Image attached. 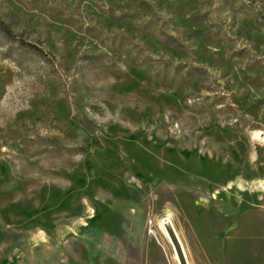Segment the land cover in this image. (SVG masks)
I'll return each mask as SVG.
<instances>
[{
    "label": "rangeland",
    "instance_id": "obj_1",
    "mask_svg": "<svg viewBox=\"0 0 264 264\" xmlns=\"http://www.w3.org/2000/svg\"><path fill=\"white\" fill-rule=\"evenodd\" d=\"M0 22V264H180L165 217L188 264H264V0H0Z\"/></svg>",
    "mask_w": 264,
    "mask_h": 264
},
{
    "label": "water",
    "instance_id": "obj_2",
    "mask_svg": "<svg viewBox=\"0 0 264 264\" xmlns=\"http://www.w3.org/2000/svg\"><path fill=\"white\" fill-rule=\"evenodd\" d=\"M164 227L167 231L169 238L171 239V242L174 246V249H175V252H176L177 257L179 259L180 264H188L184 249L181 245L179 238L177 237V234L175 233V230L173 229V227L171 226V224L169 222H166L164 224Z\"/></svg>",
    "mask_w": 264,
    "mask_h": 264
},
{
    "label": "trees",
    "instance_id": "obj_3",
    "mask_svg": "<svg viewBox=\"0 0 264 264\" xmlns=\"http://www.w3.org/2000/svg\"><path fill=\"white\" fill-rule=\"evenodd\" d=\"M0 28L9 38H12V39L18 38V36L2 22H0ZM20 42L21 44L29 47L30 49L35 50L36 52L46 56V53L44 52V50L40 48L39 46L35 44L26 43L24 40H21Z\"/></svg>",
    "mask_w": 264,
    "mask_h": 264
},
{
    "label": "bare ground",
    "instance_id": "obj_4",
    "mask_svg": "<svg viewBox=\"0 0 264 264\" xmlns=\"http://www.w3.org/2000/svg\"><path fill=\"white\" fill-rule=\"evenodd\" d=\"M166 222H169V223L171 224V226L173 227V229H174V226H173V224H172V222H171V220H170L169 217H165V218L160 219V220L158 221V227H159V229L162 231V233L167 237V239L169 240V242L171 243V246H172V248H173V250H174L175 258H176V260L179 262V259H178V257H177L176 252H175V249H174V246H173V244H172V242H171V239L169 238V236H168V234H167V231H166V229H165V227H164V224H165ZM175 233L177 234L176 230H175ZM177 237L179 238L178 234H177ZM179 240H180V238H179Z\"/></svg>",
    "mask_w": 264,
    "mask_h": 264
}]
</instances>
